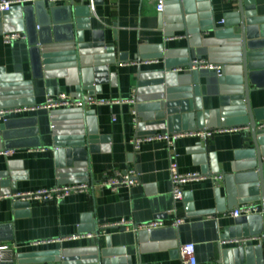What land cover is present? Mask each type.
<instances>
[{
  "label": "crops",
  "instance_id": "1",
  "mask_svg": "<svg viewBox=\"0 0 264 264\" xmlns=\"http://www.w3.org/2000/svg\"><path fill=\"white\" fill-rule=\"evenodd\" d=\"M166 1L167 8L161 13L155 10L154 0H97L93 13H83L87 20L82 31L84 42L113 48L111 58L103 48L95 53L112 60L106 83L82 87L75 67L63 58L52 62L48 77L33 79L28 45V36L33 37L37 29L33 11L27 22L22 16L24 24L18 27L26 39L5 44L4 31L0 30V72L19 76L20 88L30 86L36 103L58 91L75 93L78 86L81 94H95L102 99L135 95V106L142 107V117L149 114L157 94L174 88L178 92L188 88L191 91L196 83L195 95L192 94L195 99L190 98L194 99L193 106L179 131H216L206 140L181 136L175 140L172 152L180 171L199 172L203 177L183 183V197L174 201L168 171L171 151L160 140L143 141L139 149L132 148L129 141L140 134L132 121L134 105L129 103L94 105L86 110L87 130L97 137L107 136L109 141L106 149L72 157L71 166L67 165V157L57 156L48 111L11 116L6 143L12 154L0 155V246L7 247L0 264H62L63 256L94 254L98 246L104 259H123L124 263L116 264H179L178 247L188 242L195 246L197 264H232L231 253L226 251L238 246L230 241L238 218L224 213L247 202L258 205L256 214L261 213L260 196L248 193L255 184L246 182L255 155L250 130L240 128L246 125L240 123L238 109L222 104L224 90L238 86L239 71L234 63L223 62L224 57L233 54L225 34L218 32L230 28L239 33L231 16L236 11V0ZM250 1L256 14L264 15V0ZM69 4L44 6L64 8ZM58 12L54 16L59 21L54 37L63 42L71 32L62 22L64 10ZM168 34L179 38L166 41ZM120 55H124L123 59ZM138 57L157 62L138 64ZM196 59L223 65V77L207 68L189 71L190 61ZM174 68L182 70L165 73ZM159 79L160 84H152ZM258 82V87L250 85L249 101L252 109L260 111L264 110V78ZM235 127L238 130H231ZM130 168L136 170L137 184L116 190L94 186L87 193H71L58 202L11 198L15 193L56 184L98 182L105 174ZM219 174L220 179L216 178ZM17 201L26 204L18 205ZM122 218L136 224L161 220L166 226L151 235L101 228L102 224ZM176 218L182 219L177 227L167 226ZM86 233L92 236L86 237ZM255 243L250 240L246 244Z\"/></svg>",
  "mask_w": 264,
  "mask_h": 264
},
{
  "label": "water",
  "instance_id": "2",
  "mask_svg": "<svg viewBox=\"0 0 264 264\" xmlns=\"http://www.w3.org/2000/svg\"><path fill=\"white\" fill-rule=\"evenodd\" d=\"M209 7V3H205V7ZM205 7H203L205 9ZM17 7L18 13L12 12L0 13V30L4 32H12L18 30L22 22V16L27 22L28 14L35 13L37 29L33 37L28 36L29 53L31 58V69L33 79H41L48 77L49 73L44 72V69L51 66V60L48 48L56 43H63L60 55L63 60L69 63L70 67H75V72L81 85L89 86L94 83L97 85L108 82V64L112 62L108 57L111 56L113 48L103 47L102 43H85L83 34L81 32V42L75 44L74 27L77 21V16L83 17L85 8H77L69 4L64 8H49L46 9L43 2H36L30 6ZM64 10L65 15L62 22L66 27L70 28L71 35L65 41L60 42L56 36V26L59 21H56V16L60 11ZM58 12V13H57ZM57 13V14H56ZM234 18L233 24L239 27L238 32L234 33L232 29L227 31H219V34H225L228 40L226 43L231 50V57H224L223 62L234 63L235 68L239 71L238 86L225 89V95L222 97V104L229 105L238 109L237 114L241 115V124H249L251 139L253 143L254 162L252 165V172L246 179L247 183L255 184L248 190L249 195H259L261 201V213L252 214L248 216H240L238 218V225L234 227V233L231 235L233 239L251 238L256 241L255 244H241L226 254L231 253L232 264H264V130H257V122L264 120V110L252 109L249 101L250 85L259 86L258 80L264 78V15H257L254 6L250 0H236V11L231 14ZM3 18V19H2ZM7 23H2L3 21ZM58 22V23H57ZM206 25L211 24L207 19ZM214 27V24L210 26ZM83 31V28H82ZM55 34V35H54ZM222 34V35H223ZM102 48L109 53L108 57L96 55L102 51ZM106 48V49H105ZM95 54V55H93ZM95 57L97 61L90 63L91 56ZM123 59L124 55L119 56ZM111 58V57H110ZM140 57L136 62L140 61ZM62 60V59H61ZM110 60V61H109ZM46 67L44 68L43 67ZM226 67L223 68V75ZM43 72V73H42ZM138 72L142 71L138 67ZM72 73V72H71ZM92 77V78H91ZM223 77V76H222ZM220 77V78H222ZM92 79V80H91ZM232 81V80H231ZM235 81V80H233ZM237 81V80H236ZM161 79L154 81L152 84H160ZM179 89H167L164 92L157 94V99L152 103L149 114L137 120L136 131L154 134L156 130H166L168 132H175L181 130L182 123L187 120V114L190 112L195 97L185 91L178 92ZM195 95V94H194ZM193 97L194 99H190ZM137 110L142 112V107L136 106ZM67 114H74L79 116L76 111H66ZM87 115V112L85 116ZM86 120V118H85ZM12 121L6 120L0 124V148H7V129L11 127ZM76 127V126H75ZM75 136L66 139L65 142H59L57 138H53L54 145L58 146L57 156L64 155L68 158L67 165L73 164L72 157L83 156L87 153L96 152L99 149H106L105 145L109 140L107 136H96L92 131L87 130V127L82 130L81 127H76ZM33 132L36 128L33 127ZM62 140V138H60ZM18 205H25L26 203L17 201ZM150 230L146 233L151 235ZM150 238V236H149ZM222 238H229L223 236ZM230 240V239H229ZM102 252L98 246L94 254H79L63 256L61 258L62 264H116L124 263L123 259L110 258L104 259ZM230 259V258H229ZM229 262V261H228Z\"/></svg>",
  "mask_w": 264,
  "mask_h": 264
},
{
  "label": "built area",
  "instance_id": "3",
  "mask_svg": "<svg viewBox=\"0 0 264 264\" xmlns=\"http://www.w3.org/2000/svg\"><path fill=\"white\" fill-rule=\"evenodd\" d=\"M43 2L50 5L53 4H61V3H70L77 8H85L89 12H94V4L97 0H0V13L1 12H12L15 7H23L28 4H34L36 2ZM155 1V10L159 13L164 12L167 8L166 0H154ZM77 21L75 22L74 34H75V44L77 45L81 41V32L82 28L86 26L87 20L86 18L77 16ZM179 38L173 34H168L164 37L166 41L174 40ZM26 39V34L21 29H16L12 32H3L2 33V42L5 44H11L17 40ZM64 46L63 43H56L51 45L50 49L48 48V52L50 56L48 57L51 60L50 67H43L44 72L49 73L50 68L52 67V62L57 63L62 59L60 55L61 47ZM95 57L90 58V63L93 64L97 60ZM157 59H140L139 62H135L138 64H150L156 63ZM122 64V63H120ZM109 65V64H108ZM197 68H207L209 70L215 71L218 77H222L223 75V65L212 64L207 60L196 59L190 61V69L189 71H195ZM182 69L174 68L166 71L165 73L170 72H179ZM21 79L19 76H8L2 72H0V124L4 121L8 120L11 116L24 114V113H32L38 110H46L49 113V121L51 132L53 134V138H57L59 142H65V140L70 138L71 136H75L77 130L75 128L81 127L83 130L85 128V114L86 110L94 105H114L121 103H129L134 105V109H132V121L134 126L136 127L137 120L140 118L142 112L137 110L136 97L132 95L131 98L128 99H102L96 97L95 94H81L80 87L75 90V93H65L62 91H58L57 93L47 94L45 99L41 103H36L33 98L32 89L27 85L26 88L21 89L20 83ZM191 91L185 89L190 94H194L197 89V84L193 83L191 87ZM74 110L76 114L79 116H74V114H67L66 111ZM245 127H240L242 129H249V124H245ZM76 126V127H75ZM257 130H264V120L260 121L256 125ZM218 131H223V129H217ZM231 130H238V128H232ZM216 130L209 129H201V130H189V131H175V132H160L154 133L151 135H136L129 142L132 145L134 150L139 149L141 143L143 141L150 140H160L163 141L169 151H171V156L169 160L168 171L170 175V184H171V195L174 201H178L183 197L182 185L188 180L192 179H200L203 177L199 172H182L178 168V164L176 161V155L172 152L174 147V142L177 138L181 136H199L204 140L212 137L213 133ZM228 131V130H224ZM62 138V140L60 139ZM56 146V145H55ZM56 150L59 149L57 146ZM12 154V150L8 148H0V155L4 157H9ZM264 161V156H262ZM136 170L133 168L123 170V171H114L111 174H105L102 179L98 182H72L66 184H56L50 188H42L34 191H28L23 193H15L11 195L12 199L17 200H39L43 202H58L71 193L78 192H89L94 186L107 187L111 190H116L122 186H131L137 184L136 180ZM216 178H221V175H217ZM259 207L253 202L242 203L237 207L231 209L224 215H229L233 218H237L240 216H248L252 214H256L259 212ZM182 222V219L176 218L171 223H169L170 227H177L179 223ZM166 224L161 220H152L147 223L136 224L130 219H119L118 221L112 223H105L101 225L102 229L106 228H116L123 229L133 232L145 231L148 232L153 229H157L160 227H164ZM86 237H91L92 233H86ZM253 240L251 238H240L230 240L238 245L245 244ZM6 246H0V259L3 260L5 257L3 252L6 251ZM179 264H197L196 256H195V246L193 243L188 242L185 244H181L179 247Z\"/></svg>",
  "mask_w": 264,
  "mask_h": 264
}]
</instances>
